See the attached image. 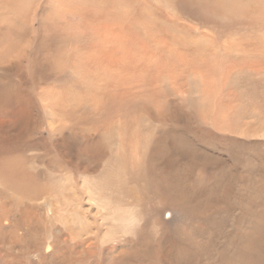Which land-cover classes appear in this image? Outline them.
Segmentation results:
<instances>
[{"label":"bare ground","instance_id":"obj_1","mask_svg":"<svg viewBox=\"0 0 264 264\" xmlns=\"http://www.w3.org/2000/svg\"><path fill=\"white\" fill-rule=\"evenodd\" d=\"M83 1L47 0L43 12V0H0V137L11 142L0 153V264H223L219 214L243 218L229 225L249 243L264 227V0H166V15L144 0ZM71 31L90 39L78 49L87 78L106 79L103 112L127 100L128 125L150 132L124 135L112 113L88 127L75 119L84 97L56 84ZM96 97L84 105L98 111ZM180 117L191 138L168 130ZM44 125L51 147L71 127V166L29 155ZM254 248L242 244L236 264H251Z\"/></svg>","mask_w":264,"mask_h":264},{"label":"rangeland","instance_id":"obj_2","mask_svg":"<svg viewBox=\"0 0 264 264\" xmlns=\"http://www.w3.org/2000/svg\"><path fill=\"white\" fill-rule=\"evenodd\" d=\"M74 1L75 2H73V0H71V5H74V3H75V5H78L79 3H86L87 4V2H84L83 0H74ZM144 1L147 2L146 4L151 5L155 10L163 11L162 13L164 15H166L165 14L166 12H167V14L168 13L169 14L172 13L170 11V8H169V3H167L166 0H144ZM46 2H47V0H43V2H42L41 9H42L43 12L47 9V3ZM90 2L94 3L92 1H89L88 4H91ZM88 40H90V39H88ZM88 40H83V38L80 37V34L77 35V34H75V33H73L71 31V42H70L71 43V59H67L66 61H64L65 62V64H64L65 67L63 68L64 70H63V72L60 71L58 73L57 80H56L57 81L56 84L58 83L60 92H68V95H71V92L74 93V94L77 93L80 96H82V98L84 97V104H86V103L88 104V100L91 101L92 100L91 98H95L96 99L97 98L96 96H102L103 97V99L101 100L102 104H100V108L98 109V111H95L90 106H89L90 107L89 108V107H86L84 104H82V106H80L79 109H77V113H76L77 117L75 116V119L76 120L79 119L78 121L83 122V127H88L90 125L95 124V122L97 123L98 121H102L104 119L102 114L104 115V117H106V116H108V115H110L112 113L111 115L114 117V119L120 120L121 124L123 122L122 127L125 126L126 129L128 130V131L125 130L126 131L125 133L123 131L122 134L125 135L127 133L126 135L128 136V133L132 134L134 132V130H135L137 132V135L141 136V134L145 133L146 131L150 132V126H149L148 122L146 123V129L142 128L141 130H139V128L135 129V127H131L130 125H128V122L131 120V117L129 116V114L127 115V113H131V111L133 112L135 110V105L132 104V103L127 102V100L126 101L125 100H123V101H121V100L120 101H115L118 98H116V99L113 98V100H111L113 103L110 101V104H112V105H110V107L113 108V109L111 111H109V112H103V109L101 108V105L106 103L105 99H104L106 96L103 93V87L106 84L105 77L102 75V73L100 71L96 70L95 72H98L99 74L95 73V72L94 73L92 72L94 75H92V76L90 75V78H87L86 74H89V68L87 66H85L88 69V71L85 74H83V70H80L81 68H79V65H81L83 68H85L81 64V62L86 58L87 54L85 53V50L78 51V49H80L83 45L86 46L87 44H89ZM78 70L81 71L82 74ZM77 72H79V74ZM84 75H85V77H84ZM102 76H103V78H102ZM101 81L103 82V84H102ZM104 81H105V83H104ZM111 82L112 81H110V83ZM113 86H114V90H115V84H113ZM170 88L171 87H169V89H168L169 94H166V95L170 96L169 100L172 102V100H176V99L174 97V94H175L174 91L171 90ZM165 89H167V87ZM165 89H164V92H165ZM184 92H185L184 96H188L187 87L184 88ZM171 104H172V107L174 108L175 104L174 103H171ZM113 105H115V106H113ZM8 107L9 106H7V107L5 106L4 107V106H2L0 104V113L5 112ZM87 109H88V111H87ZM62 113H64L65 114L64 116H66L68 119L71 120V113L70 112L66 113L64 111ZM118 117H120V118L118 119ZM145 119H146V117H144V120ZM1 120L2 119H0V127H2L4 125L3 124L4 122H2ZM145 121H147V119ZM167 122L169 124L168 130H170V131H173L174 129L179 130L180 127L184 126L186 128L187 136L189 138H191L190 135L191 134L193 135V133H192L193 126H190L187 129L188 120H187L186 117H183V118L180 117L179 119L177 118V122L176 123L175 122H171V120H167ZM46 128H47L46 125H44V127L41 128L40 131H39L40 135L43 138V141H45V143H44L45 145L43 144V145L39 146L37 148V149L41 148L39 151H35L34 150V151L30 152L29 155L33 156L35 154V156H37V157L34 158V159H37L38 157H40V158H38V160L40 159V162L45 163L47 166L50 165V167H57V166H59V164H60V167H63L62 166L63 162L66 163V166H67V164L71 166V161H73V158H74L73 157L74 155L70 156V155H72V154H70L71 153V149H67L68 150V154L67 155H65L62 152V151H64L66 149L64 147V145H62V142L64 141V139H67L66 138V132L69 131V130L71 131V127L69 129H68V127H66V129L63 130L65 132L58 133L59 134L57 136L58 138L56 137L55 139H53V141H54L53 142V147H51V145L48 144L49 132H48V130ZM148 132H146V133H148ZM0 139H1L0 140V144H2V146L0 147V153L1 152H3V153L5 152L6 153L7 152V148H8V146L11 143L10 142V138H6L5 136H2V137H0ZM191 140L194 141L193 139H191ZM81 142H82V140H81ZM76 144L77 145L74 147L73 150H77L76 152L79 153L80 147H81V143H78V141H77ZM14 145L17 146V148H15L17 154L22 156V154H21L22 146L20 145V142L14 144ZM50 148L52 149L51 152H50ZM44 150H45V152H44ZM174 152H177V151H174ZM46 154H49V155H46ZM29 155L27 157L30 160L31 157ZM57 156H58V160H56ZM89 156H90V154H89ZM46 157H48L49 160ZM82 159L84 161H86V162L91 163V159L90 158L88 160H85L86 159L85 155L82 157ZM230 162L231 161L229 160L228 163H230ZM80 165H82V164H80ZM66 166H65V168H66ZM242 169H243L242 166H240L238 171H241ZM244 170H247L250 174H252L253 173L252 172L253 171V166L251 165L250 168L244 169ZM63 175H65V174H63ZM46 179H47V176H46ZM139 179H141V178L138 177V180ZM148 192L151 193V191H148ZM187 213L189 214V212H185V215H184L185 219L183 218L184 222L188 221V216H187L188 214ZM220 215H221V217H220ZM260 216H262V215H259V217ZM263 217H264V215H263ZM214 219H216V218H214ZM231 219L236 220L235 222L243 220V218H241V219L233 218L230 215H225V213H223V214L221 213V214H219L217 216V219H216L217 227H216V230H215V233H214V235H216V236H214V238L212 239V242L216 244V248L218 247V249L216 250L217 253L219 252L221 254V253L225 252V254H227L230 251V255H225V257L221 258V261L223 262V264H226L228 258H230L229 259V261H231L230 264H236L238 262L237 260H239V257H238L236 252H237L238 248H240L242 246V244H250L251 246L254 245V247H255L253 249V250H255V253L252 251L254 254L252 253L251 254V258H250L251 264H264V227H260L259 228V230L262 229V232L259 233L258 235L256 234L255 238L250 239L252 242L249 243L248 240H245V241L243 240V238H242L243 237V233L239 232L237 230V227H236L237 224L234 227L229 225L230 223H232ZM204 221H205V219L201 221V224H203ZM226 222H227V224H226ZM233 236H235V237H233ZM174 237H177V235L175 234ZM230 238H231L232 241L229 240ZM208 244L209 243L208 242L206 243L205 240H204L202 242V247L206 249L205 246H207ZM239 245H241V246H239ZM108 246H114V245L108 244L106 247L108 248ZM232 253L235 254L236 256L232 255ZM202 258L203 257H201V259ZM19 263L20 264L21 263L22 264H30V261H27V259H26L25 262H23L22 260H19ZM203 263H204V260L202 259V264Z\"/></svg>","mask_w":264,"mask_h":264}]
</instances>
